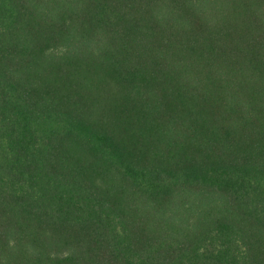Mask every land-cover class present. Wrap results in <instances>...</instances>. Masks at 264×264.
<instances>
[{
	"label": "trees",
	"instance_id": "16d2710c",
	"mask_svg": "<svg viewBox=\"0 0 264 264\" xmlns=\"http://www.w3.org/2000/svg\"><path fill=\"white\" fill-rule=\"evenodd\" d=\"M0 264H264V0H0Z\"/></svg>",
	"mask_w": 264,
	"mask_h": 264
}]
</instances>
